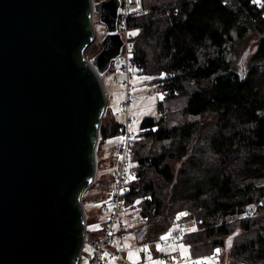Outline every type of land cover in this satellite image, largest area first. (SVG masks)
<instances>
[{"label": "trees", "instance_id": "16d2710c", "mask_svg": "<svg viewBox=\"0 0 264 264\" xmlns=\"http://www.w3.org/2000/svg\"><path fill=\"white\" fill-rule=\"evenodd\" d=\"M143 8L129 18L135 33L132 72L161 82L165 98L158 102L163 116L145 118L133 139L136 176L123 200L126 210H138L140 224L126 231L133 232L135 242L155 241L169 232L177 212L187 210L186 222L195 228L181 241L193 259L225 251L224 264H264V3L148 0ZM88 15H80L85 32ZM246 40L255 50L242 81ZM86 43L74 51L79 61ZM98 106L86 131L87 175L68 195L77 229L82 226L79 193L91 177L101 102ZM107 110L98 147L124 129ZM80 246L78 238L69 264L77 263Z\"/></svg>", "mask_w": 264, "mask_h": 264}, {"label": "water", "instance_id": "95a60500", "mask_svg": "<svg viewBox=\"0 0 264 264\" xmlns=\"http://www.w3.org/2000/svg\"><path fill=\"white\" fill-rule=\"evenodd\" d=\"M120 0H0V264H69L86 233L82 196L97 174L99 128L108 97L102 75L121 53ZM88 11V31L80 15ZM105 26L101 50L93 15ZM84 41L81 61L74 55ZM242 81L246 70L242 62ZM102 112L91 177L79 193L82 226L68 195L88 170L92 113ZM93 126V125H92Z\"/></svg>", "mask_w": 264, "mask_h": 264}, {"label": "rangeland", "instance_id": "374dc122", "mask_svg": "<svg viewBox=\"0 0 264 264\" xmlns=\"http://www.w3.org/2000/svg\"><path fill=\"white\" fill-rule=\"evenodd\" d=\"M147 1L148 0H143V6ZM260 1L261 0H259V2ZM260 3H264V0ZM143 6L138 14L144 12ZM93 24L95 27V40L87 47L85 54V57L90 61H93L101 50L100 42L105 36V26L101 24L98 14H94L93 16ZM254 47L252 40L245 41L244 48L240 55L242 56L246 50L248 51L243 56L242 60L240 59V68L242 62L244 67L247 65L255 50ZM116 77L117 81L115 79ZM102 81L108 97L106 106V108H108L107 115L111 114L117 122L123 124L124 128L132 135L133 139L140 133L141 124L145 118L153 117L157 120L160 119L162 114L160 115L159 113L158 102L159 100H163L165 95L161 89L162 83L157 82V79L154 77L136 75L132 72V69L129 75H125L120 73L114 66V62H112L110 69L102 75ZM176 102L179 103V105L184 104V99L177 100ZM167 104L168 103L165 105ZM174 107H176V105H174ZM173 121L172 125H176V123L178 124L179 122V120ZM120 141L121 134L113 138L105 139L101 142L99 147L97 145L98 181L94 186L89 187L82 196V198H84V209L89 218V223L86 225L87 235L94 240L101 238V231L108 217V213L106 210L104 211L103 208L104 204L107 205V208L110 207V195L114 185L112 176L113 170L119 161L117 147ZM100 181L106 182V184L101 185ZM261 184H264V179L261 180ZM179 212H184L189 216L187 210H181ZM121 218L127 224L126 229L133 230L140 224V215L135 208L133 210L127 209L122 214ZM184 226L186 232L195 228L191 221L186 222V220L184 221ZM130 230L126 243L128 245H133L138 242H135L133 232ZM175 230L176 226L174 224L163 237L173 233ZM94 251L95 248L93 246L85 244L82 247L79 264H90V259ZM137 252L139 251H132L131 256L137 257L138 254L139 257L140 252ZM149 252V254H142L141 263L146 264L147 261H150L153 264H166V262L172 264H195L196 261H208L209 264H224L227 257L226 252L222 251L219 255L214 257L205 256L193 259L190 254L189 246L184 244L183 241L165 244L157 243L149 247ZM143 255H145L144 258ZM107 264H122V262H119L117 259H108Z\"/></svg>", "mask_w": 264, "mask_h": 264}, {"label": "built area", "instance_id": "2783aa9c", "mask_svg": "<svg viewBox=\"0 0 264 264\" xmlns=\"http://www.w3.org/2000/svg\"><path fill=\"white\" fill-rule=\"evenodd\" d=\"M260 2H262V0ZM142 6L143 0H120L118 8L117 32L120 34L123 46L119 57L113 62L117 70L125 75H129L134 59L132 43L133 34L129 28V18L137 14L142 9ZM115 79L117 81V77ZM162 116L163 115L160 117ZM132 143V135L126 128H124L121 134V141L117 147L119 161L113 172L114 185L110 196L108 217L103 226V235L98 240H94L88 237L86 230L83 239V246L89 244L95 248L94 254L90 259V264H107L108 259H117L119 262H122V264H143L141 263L142 254H149V247L154 246L157 243L165 244L180 242L186 232L184 221L188 215L184 212H179L174 218L176 230L173 233L164 236L166 237L165 239H161L160 237L154 242L145 241L133 245H128L126 243L129 234L128 231H126L127 224L122 220L121 216L126 211L123 198L127 192V184L136 176V171L131 167ZM181 213H184L185 215H180ZM132 251H139V257L138 254L137 257H132ZM146 264L153 263L147 261ZM166 264L172 263L166 262Z\"/></svg>", "mask_w": 264, "mask_h": 264}, {"label": "snow or ice", "instance_id": "6c2138e0", "mask_svg": "<svg viewBox=\"0 0 264 264\" xmlns=\"http://www.w3.org/2000/svg\"><path fill=\"white\" fill-rule=\"evenodd\" d=\"M256 2H259V0H256ZM133 35L135 33H132ZM138 203V202H137ZM180 215H185L184 213H181ZM166 237H161V239H165ZM195 264H209L208 261H196Z\"/></svg>", "mask_w": 264, "mask_h": 264}, {"label": "crops", "instance_id": "0c3cea01", "mask_svg": "<svg viewBox=\"0 0 264 264\" xmlns=\"http://www.w3.org/2000/svg\"><path fill=\"white\" fill-rule=\"evenodd\" d=\"M117 165V164H116ZM116 167V166H115ZM115 170V169H114ZM114 170H113V172H114ZM106 210V212L108 213V210H109V208H107V209H105ZM108 216V215H107ZM133 257V256H132Z\"/></svg>", "mask_w": 264, "mask_h": 264}]
</instances>
